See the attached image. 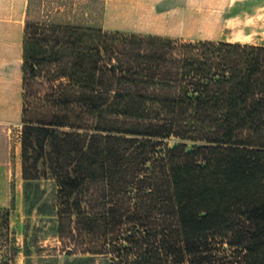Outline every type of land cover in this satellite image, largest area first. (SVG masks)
<instances>
[{
	"label": "trees",
	"instance_id": "trees-1",
	"mask_svg": "<svg viewBox=\"0 0 264 264\" xmlns=\"http://www.w3.org/2000/svg\"><path fill=\"white\" fill-rule=\"evenodd\" d=\"M80 2L27 0L23 26L21 175L55 181L59 235L110 264H264V45L105 31Z\"/></svg>",
	"mask_w": 264,
	"mask_h": 264
},
{
	"label": "rangeland",
	"instance_id": "rangeland-1",
	"mask_svg": "<svg viewBox=\"0 0 264 264\" xmlns=\"http://www.w3.org/2000/svg\"><path fill=\"white\" fill-rule=\"evenodd\" d=\"M17 1L21 5L19 12L25 0L3 3L9 8ZM80 1L78 19L105 31L264 45L260 37L236 40L227 28V19L243 10L241 0ZM249 1L254 5L257 0ZM258 6L264 7V0H258ZM106 9L110 15L104 25ZM13 13L16 12L0 11V17H11ZM46 85L45 79L38 78L33 90L43 92ZM21 125L19 119L0 126V209L9 213L5 238H0V264H110V254L86 253L81 243L59 235L55 181L22 178ZM169 144H173L172 140Z\"/></svg>",
	"mask_w": 264,
	"mask_h": 264
},
{
	"label": "crops",
	"instance_id": "crops-1",
	"mask_svg": "<svg viewBox=\"0 0 264 264\" xmlns=\"http://www.w3.org/2000/svg\"><path fill=\"white\" fill-rule=\"evenodd\" d=\"M18 12L20 3L11 17H0V126L21 119L22 108V40L24 35L25 7ZM4 8L5 4L1 3ZM12 11V12H13ZM1 12H4L3 10ZM110 15L104 14V25Z\"/></svg>",
	"mask_w": 264,
	"mask_h": 264
},
{
	"label": "bare ground",
	"instance_id": "bare-ground-1",
	"mask_svg": "<svg viewBox=\"0 0 264 264\" xmlns=\"http://www.w3.org/2000/svg\"><path fill=\"white\" fill-rule=\"evenodd\" d=\"M247 3L249 6H244ZM239 4L243 6V10L227 19V28L236 40L251 41L255 37L264 40V7L258 6V0L254 5L249 0H241Z\"/></svg>",
	"mask_w": 264,
	"mask_h": 264
}]
</instances>
